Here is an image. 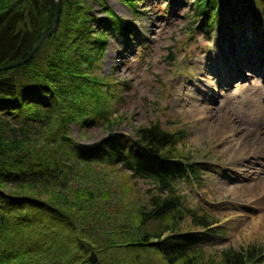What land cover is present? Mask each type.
<instances>
[{
	"label": "trees",
	"instance_id": "obj_1",
	"mask_svg": "<svg viewBox=\"0 0 264 264\" xmlns=\"http://www.w3.org/2000/svg\"><path fill=\"white\" fill-rule=\"evenodd\" d=\"M123 1L133 6L139 0ZM220 1L193 0L194 16L212 28ZM241 1L264 20V0ZM90 8L89 0H59L56 31L26 63L0 69V264H264V252L253 244L207 252L201 242L215 220L191 216L204 234L180 228L189 209L175 179L198 181L204 173L177 151L181 130L152 122L128 140L116 131L90 144L71 138L73 122L112 124L109 107L119 95L93 70L111 28L127 38L136 33L109 8L107 19L95 18ZM54 19V0H0V67L25 58ZM94 166L152 180L132 222L131 211L124 215L127 229L120 235L101 231L116 194L80 180ZM94 232L112 236L108 249L113 244L115 253L103 254ZM121 248L126 251L116 253Z\"/></svg>",
	"mask_w": 264,
	"mask_h": 264
},
{
	"label": "rangeland",
	"instance_id": "obj_2",
	"mask_svg": "<svg viewBox=\"0 0 264 264\" xmlns=\"http://www.w3.org/2000/svg\"><path fill=\"white\" fill-rule=\"evenodd\" d=\"M89 6L97 19H107L109 8L128 20L136 33L127 38L111 28L93 70L111 93L119 95L120 101H111L109 107L112 124L73 122L71 138L90 144L116 131L128 140L136 128L152 122L170 132L181 130L177 151L208 171L199 185L178 182L189 209L180 228L200 232L191 216L203 215L216 221L214 235L202 238L207 252L219 254L252 244L264 252V189L255 187L264 178V156L257 155L259 149L253 145L264 137V98L259 93L264 74L256 76L264 62V24L252 25L251 12L241 0H221L212 28L194 16L193 0H139L133 6L123 0H89ZM243 63H251L253 72ZM238 69L241 81L232 78ZM122 83L127 84L123 90ZM80 180L92 182L101 193L116 194L113 205L110 195L112 218L106 220L107 226L103 222L101 231L117 230L119 235L127 229L124 215L131 211L132 222V211L146 203L151 187L149 179L133 180L118 167L94 166ZM102 201V207L109 206ZM94 234L103 254L115 253L113 244L108 249L112 236ZM157 262L152 259L150 264Z\"/></svg>",
	"mask_w": 264,
	"mask_h": 264
},
{
	"label": "bare ground",
	"instance_id": "obj_3",
	"mask_svg": "<svg viewBox=\"0 0 264 264\" xmlns=\"http://www.w3.org/2000/svg\"><path fill=\"white\" fill-rule=\"evenodd\" d=\"M112 6V5H111ZM260 40H261V37L259 38ZM252 57V55L249 57V58H251ZM244 65H246V67L250 70V71H252L253 72V70L255 69V68H253V65L251 64V63H243ZM8 65V64H7ZM6 66V65H5ZM219 66V65H218ZM259 72H258V74H256V76H259V75H262V74H264V62H263V64L261 65V66H259ZM0 69H1V67H0ZM200 71V70H199ZM220 70L218 69V67H217V72H219ZM201 72V71H200ZM234 75H235V77L234 76H232V78H235V80H238V81H241V80H243V76L241 75V70H239L238 69V72L236 71L235 73H234ZM202 78V77H201ZM201 80H203V78L201 79ZM226 85H231L229 82L226 84ZM260 96L261 97H263L264 98V82H261L260 83ZM224 113H226L227 114V112L225 111ZM253 145L254 146H256L258 149H259V152L260 153H256L257 155H259V156H264V137H262V136H259V140L258 141H256V142H254L253 143ZM262 154V155H261ZM263 159H264V157H263ZM249 186V185H248ZM258 190L259 189H264V178H261V181L259 182V183H257L256 184V186H255Z\"/></svg>",
	"mask_w": 264,
	"mask_h": 264
},
{
	"label": "water",
	"instance_id": "obj_4",
	"mask_svg": "<svg viewBox=\"0 0 264 264\" xmlns=\"http://www.w3.org/2000/svg\"><path fill=\"white\" fill-rule=\"evenodd\" d=\"M54 4H55V19L50 29L36 41V43L32 46L31 50L29 51V54L25 58L12 62L6 66H3L1 69L16 67V66L26 63L35 54V52L40 48L42 42L45 41L48 37H50L56 31L58 19H59V0H54Z\"/></svg>",
	"mask_w": 264,
	"mask_h": 264
}]
</instances>
